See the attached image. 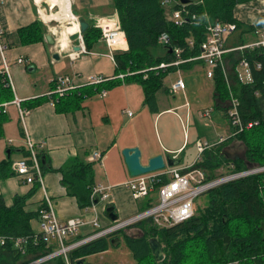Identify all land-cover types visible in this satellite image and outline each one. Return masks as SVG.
<instances>
[{
  "label": "trees",
  "instance_id": "trees-1",
  "mask_svg": "<svg viewBox=\"0 0 264 264\" xmlns=\"http://www.w3.org/2000/svg\"><path fill=\"white\" fill-rule=\"evenodd\" d=\"M176 1V8H184L181 0ZM193 4L185 6L189 13L182 27H177L166 20V10L163 0H112V12L120 17L122 29L126 35V48L116 56V74L127 71L136 72L128 75L125 81L117 78H107L100 85L85 84L70 90L62 96L55 93L45 97L26 101L29 109H34L51 99L59 113H70L80 110L84 101L103 89L111 90L123 83L137 82L145 93V105L151 112L159 113L157 94L166 91L164 80L179 67L154 70L165 62L175 59L170 53L171 46H165L160 39L168 34L173 46L184 48L183 58L188 59L200 54V46L206 37L207 21L237 25V32L244 35L240 46L246 43L245 35L250 28L237 21L235 8L253 0H191ZM196 17L193 20V17ZM47 27L40 21L21 29L19 36L23 44H34L44 41ZM87 49L102 38V32L90 25L83 34ZM188 40L194 46L188 45ZM263 50H245L244 54L231 53L227 58L233 63L232 72L227 74L229 84L221 68L215 72L214 100L217 109L227 112V102L231 94L240 102L239 113L243 125L258 122L249 129L228 138L226 143L207 151L202 162L197 167L204 170L209 181L221 179L235 174L244 173L249 166L264 168V68L256 69L255 62L263 61ZM241 57L251 65L254 81L243 84L239 81L236 67ZM192 66V65H191ZM145 71L147 78H144ZM2 76V78H1ZM0 76V138L4 124L8 121L5 103L14 100L13 90ZM52 92V90L50 91ZM242 142L245 147V158L231 160L224 156L223 150L228 142ZM26 155H30L27 150ZM44 174L54 171L49 166L50 158L39 153ZM96 163H84L78 160L67 162L60 170L62 184L69 196L75 197L80 208L86 209L95 204L92 199L94 183V167ZM9 159L0 161V180L15 176ZM232 170L231 175L218 176L220 168ZM233 168V169H232ZM38 181H36V186ZM40 185V184H39ZM26 196H16L13 205L8 207L0 196V238L5 241L0 244V264H31L54 252L56 247H47L42 242L33 241L25 255L16 248V239L35 236L31 222L39 212L26 210L27 201L33 196L37 187ZM207 207L196 213L190 220L170 228H158L151 219L134 226L141 229V237H125V244L138 264H264V171L254 175L225 183L209 191ZM148 204V208L150 207ZM41 223V222H40ZM37 235V234H36ZM116 235V234H115ZM96 239L68 253L72 264L79 259L106 252L112 245L113 237ZM158 239L163 245L165 259L158 263L154 258L149 241ZM26 259V260H24ZM21 262V263H20ZM66 264L61 255L45 264Z\"/></svg>",
  "mask_w": 264,
  "mask_h": 264
},
{
  "label": "crops",
  "instance_id": "crops-1",
  "mask_svg": "<svg viewBox=\"0 0 264 264\" xmlns=\"http://www.w3.org/2000/svg\"><path fill=\"white\" fill-rule=\"evenodd\" d=\"M52 1L0 0V76L3 74V81L7 82L4 62L6 61L14 85V87L11 86V89L15 96L14 100L5 103L8 121L4 124L0 138V161L9 159L12 164L25 157L30 139L39 153H44L50 158L49 166L54 169V171L44 174V189L38 183V186L35 185L36 183L33 185L24 184L16 176L0 180V196L10 207L16 196H26L36 186V191L26 203L28 212L38 214L39 210L47 204L45 194L47 193L55 204L56 215L60 221L65 222L83 217L86 220V225L65 242L67 246H71L148 209L149 203L143 200H134L124 185L132 178L123 156L124 149L139 148L143 165H147L153 157L162 155L164 158L171 156L179 161L177 167L180 168L192 165L198 158V152L196 157L187 159L186 152L190 147V139H187V136L183 142H168V144H165L160 138L155 143L143 136V132L137 128L140 124L137 115L140 112L145 114V112L151 111L145 105L143 87L137 82H125L118 85L108 90L106 97H101L98 93L86 99L82 108L75 112H57L54 102L48 98L32 110L27 105L23 106L26 101L45 97L49 91H53L56 88L55 79L59 76L71 77L75 86L79 87L87 84V79L92 76L107 79L117 75V66L107 57L106 46L100 39L92 44L91 49H87L84 42L86 50L84 53L82 49L81 51L76 50L77 47H81L79 41L81 28L78 34L74 33L68 36V47L65 50L62 49L61 43L56 38L58 28L62 27L55 23L61 24L67 19L60 7L64 2L70 3L72 15L76 17L79 27V21L85 19L95 29L99 18L111 13L117 14L112 12L111 4L108 5L105 0H80V2L79 0H60L61 3L52 6ZM43 3L48 6V11L44 9ZM109 10L111 13H108ZM46 15L49 16L48 20L45 19ZM234 16L237 21L251 30L245 35V40L249 41L247 43H255L262 39L264 36V0H253L237 6ZM37 20H40L48 29L45 40L34 44H23L19 36L20 30L32 25ZM236 33H239V38ZM236 33L228 39L229 48L241 47L244 35L242 31ZM47 35H51L53 44L49 43ZM252 36H256V39L249 40ZM1 46L4 47L3 50H1ZM123 51L117 50L116 55ZM56 53L59 55V59L54 58ZM20 59H23L25 63L20 64ZM185 64L184 68H180L177 70L178 72L170 73L168 77L174 73L180 74V70H185L183 72L186 73L198 68L204 71L206 78L214 84V80L207 77V67L203 62L193 61ZM229 65L227 70L232 71L233 63L230 62ZM168 77L164 80L166 91L157 94L159 113H152L157 116V119L159 118V121L165 114H173L178 120V116H180L184 130H188L191 127H189V123L191 125L195 110L189 102L175 108L176 110L172 109L165 94H172L170 89L177 79L169 84L166 82ZM180 77L182 76L180 75L178 79ZM186 91L187 83L186 90L180 93L185 94ZM172 95L176 96L177 94ZM17 98L23 102L21 108L14 104ZM212 108L216 113L214 124L209 126L213 131L208 135H212V137L198 139L208 141L214 145L215 149L223 145H217L218 138L220 136L228 137L231 128L226 119H223L219 114L223 112L222 109H217L216 106ZM205 109H197L196 112L199 113ZM21 110L29 113L24 119L21 118ZM127 111H132L134 114L131 112L132 116H129ZM197 141L195 140V149ZM234 143L228 142L226 145L230 148ZM96 151L102 153L104 159L102 164H95L94 183L96 186L110 187L111 198L107 203L99 202L92 207L82 209L77 199L68 195L62 184L63 176L59 170L67 162L75 159L90 163L91 155ZM108 206L114 207L119 218L118 222H113L107 217L106 208ZM94 219L98 220L99 226L93 225ZM31 226L35 235L41 231L38 216L32 220ZM135 229L142 233L138 227L118 233L115 235L116 237H113L112 247L118 245L115 241L119 240L120 236L125 239L126 236L141 237L143 235L142 233L132 236L131 232ZM109 237L111 238V236ZM53 246L56 247V251L59 250V245L56 242L50 247Z\"/></svg>",
  "mask_w": 264,
  "mask_h": 264
},
{
  "label": "built area",
  "instance_id": "built-area-1",
  "mask_svg": "<svg viewBox=\"0 0 264 264\" xmlns=\"http://www.w3.org/2000/svg\"><path fill=\"white\" fill-rule=\"evenodd\" d=\"M167 2L169 0H166ZM174 20L177 25H182L183 20L179 12L174 14ZM99 29L102 30L103 38L111 51V60L116 65V60L114 59L113 53L117 50H124L126 48L125 37L121 29V24L117 16H110L105 21L100 24ZM236 26L234 24H223L221 22H208L206 26V37L204 42L200 46V54L196 57H191L188 59L183 58L184 48L180 46H173L171 44V39L168 34H164L162 41L163 45H169L173 48V55L175 59L171 62H165L162 69H168L170 67H179L182 64L201 61L207 67V77L211 80L215 79V72L218 68H221L227 83L229 80L227 74L230 73L227 70L225 62L227 60V54L234 53L235 50L244 48L246 50H254L260 48L264 52V36L262 39L255 43H246L244 46L238 48H229L228 39L234 34ZM119 35L123 37L122 41L116 43ZM188 45L190 47L194 46V42L188 40ZM4 47L1 46V50ZM83 51H85L83 47ZM5 62V72L7 74L8 84L14 87L9 68ZM19 62H22L19 60ZM117 66V65H116ZM255 68L260 70L264 68V54L263 61H256ZM236 72L238 79L243 84H252L254 81L252 69L250 63L245 59H240L236 67ZM147 78V73L142 72ZM136 75V72L127 71L126 73H120L117 78L121 81H125L126 77ZM106 81L103 77H89L87 83L100 85ZM55 89L46 95L55 93L56 96L65 95L76 86L74 81L69 76H59L55 79ZM186 90V83L182 77L177 79L175 83L171 86V93L178 94ZM108 90H102L100 92L101 97H106ZM21 100L16 99L14 104L20 105ZM129 116H132L131 112H126ZM213 108H208L199 112V115L208 123H214L213 120ZM27 111L21 110V118L24 119L27 116ZM227 117L230 125V134L228 137L220 136L217 145L223 144L228 138H232L238 130L242 131L244 126L241 121L239 113V100L231 94L229 101L227 102ZM252 124H249L251 127ZM28 151L30 155L15 161L11 165L13 174L18 177L24 184L33 185L37 183L44 189L43 172L41 167V159L39 157V152L37 151L33 142L28 140ZM214 145L205 140H198L196 142V149L198 152V158L196 161L184 168L180 167H169L166 165L164 169L147 173L138 177H132L127 182L124 183L125 187L130 191L132 197L136 201H140L151 194L156 193L157 200L155 203L142 211L141 213L135 215L134 217L124 220L121 224L122 228L127 229L128 227H134L145 220L151 219L158 228H170L175 225L184 223L194 217V206L197 197L205 192L206 190L212 188L215 184L206 182V177L203 171L197 167L198 163L202 162L203 155L213 148ZM104 155L98 151L91 155V162L102 164ZM252 173V172H251ZM157 186H159L157 188ZM47 204L44 208L39 210V215H42V230L37 233V236H44L47 241L49 238H56L60 242L62 249H66V240L77 234L80 228L86 225V220L83 217H78L75 219H70L66 223H61L55 216L54 213V202L50 199L47 193ZM111 198L110 187H105L102 185L95 186L93 190L92 199H99V202L107 203ZM94 226H99L98 220H93ZM112 231V229H107L101 233H96L94 235L88 236L85 239L79 241L80 244L90 243L91 241L98 239L102 235H106ZM4 243V239L0 240ZM22 240H18L17 244L20 245ZM66 246V247H65ZM24 252V251H23Z\"/></svg>",
  "mask_w": 264,
  "mask_h": 264
},
{
  "label": "rangeland",
  "instance_id": "rangeland-1",
  "mask_svg": "<svg viewBox=\"0 0 264 264\" xmlns=\"http://www.w3.org/2000/svg\"><path fill=\"white\" fill-rule=\"evenodd\" d=\"M105 1L108 5L112 4V0H105ZM53 2H57V0H53L52 3ZM43 6H44V9H46L47 11L49 10L46 4L43 3ZM110 11L111 10H109L108 13H111ZM167 17L170 18V15H167ZM55 24L62 27V28H58V26H55L56 28H58L56 38L60 42V39H61L60 35H62L64 30L67 28L68 24L66 22H62L61 24L60 23H55ZM236 35H238L237 38H239L240 36L239 33H236ZM254 39H256V36H252L249 40H254ZM247 42L249 41H246L244 43H247ZM106 49H107V54H108L110 51L107 46H106ZM245 50L246 49L244 48H240V49L235 50L234 52L244 54ZM242 58L243 57H241V59ZM230 62L231 61L227 59L225 62V65L229 67ZM183 71L185 70H180V74L174 73L172 76L170 75L168 79L166 80V82L171 84L176 79H178V77L181 75L183 79L185 80V82L187 83L186 93L185 94L179 93L176 96H173L172 94L170 95L165 94V96L169 99L172 109L178 108L181 105H184L186 102H189L192 105L195 112L193 113V116L191 119V125L189 123V127L191 126L190 129L188 128V130H184L181 124L180 116H178L180 120L179 121L175 115L165 114L163 118L159 121V118L157 119V116L153 114L152 112H145V114L143 112L138 113L137 117L140 120V124H138L137 128L143 132L144 137H146L148 140L154 141L155 143H157L158 138H160L165 144H168V142H171V143L183 142L187 136V139L188 138L190 139V147L188 148L186 155H187V159L190 160L192 157H196L197 151L194 146L195 140L212 137V135L210 136L208 135L209 133H211V131H213L212 127H209V126L213 125L214 123L206 122L204 119L200 117L199 113L196 112V110L212 108L215 106V100H214V88L215 87H214L213 82L206 78L204 71H202L201 69L196 68L186 73ZM175 72H178V71H175ZM228 72H232V71L228 70ZM180 113L183 114L181 111ZM219 114L222 115V118L226 119V122H228L229 124L227 114L225 112H222ZM215 116H216V113L213 114V120ZM224 124L226 125L225 121H224ZM227 145L225 144L224 146H227ZM223 154L226 158L231 159V160L244 159L245 158L244 144L240 141L239 142L235 141L232 147L230 148L228 146L225 147V149L223 150ZM205 155L203 156V158L205 157ZM249 168H250L249 170L244 172V177L254 174L255 171L257 173V170H255L256 167L249 166ZM216 174L218 176L231 175L232 170L228 169L227 167H223V168H220ZM208 203H209V194L201 195L200 197H198L195 201V206H194L195 213L202 212L207 207ZM131 233H132L131 234L132 236H137V235L142 234V233L137 232L136 229ZM54 242L55 241H52V243ZM115 242L118 245L115 247H112L111 245L106 252L86 257L85 260L87 261V263H90V264L91 263L92 264H138L132 257L131 252L129 251V249L127 248L125 244V239L122 236H120V239L116 240Z\"/></svg>",
  "mask_w": 264,
  "mask_h": 264
},
{
  "label": "bare ground",
  "instance_id": "bare-ground-1",
  "mask_svg": "<svg viewBox=\"0 0 264 264\" xmlns=\"http://www.w3.org/2000/svg\"><path fill=\"white\" fill-rule=\"evenodd\" d=\"M56 3H61V1L60 0H57V2H51V4H52V6H54V5H56ZM176 1L175 0H169L168 2L166 1V0H163V6H164V8H165V10H166V20L169 22V23H171V24H174L175 26H177V27H182L187 21H190V19L188 18V12L184 9L185 8V6H187V5H183V4H181V5H183V7L184 8H182V9H178V8H176ZM59 7V6H58ZM60 7H62V9H63V11H64V14L63 15H66L67 16V19H66V23H68V26H67V28L64 30V32L62 33V35L60 36V43H61V46H62V49L63 50H65V49H67V47H68V36L69 35H71V34H78L79 32H80V28H79V25H78V23H77V19H76V17L74 16V15H72V12H71V9H70V3L68 2V1H66V2H64L63 4H61V6ZM176 12H179L180 13V16H181V20H183V24L182 25H177L176 24V22H175V20H174V14L176 13ZM44 13H46V12H44ZM167 15H170V18H168L167 17ZM51 16H53V15H51ZM50 16V17H51ZM110 16H117L118 18H119V21H120V17H119V15L118 14H110V15H107V16H103V17H101V18H99L98 20H97V24H96V27H97V29L98 30H100L101 32H102V30L101 29H99V27H100V24L103 22V21H105L108 17H110ZM47 18H49V16L48 15H46V17H45V19H47ZM193 20H195L196 19V17L194 16L193 18H192ZM48 20V19H47ZM85 20V19H84ZM208 22H211V21H207V23ZM120 24H121V21H120ZM224 24V23H223ZM235 25V24H234ZM207 26V25H206ZM236 26V30H235V32L234 33H236L237 32V25H235ZM89 27H90V24H89ZM121 29H122V25H121ZM122 32H123V34H124V37H125V42L127 41V39H126V35H125V33H124V31H123V29H122ZM233 35V34H232ZM0 36H1V34H0ZM163 36H164V34L161 36V39H160V41H161V43H163V41H162V38H163ZM170 37V36H169ZM101 40L106 44V46L108 47V49H109V51H110V48H109V46L107 45V43H106V41L104 40V38H103V33H102V38H101ZM123 40V37L121 36V35H119V37H118V39L116 40V43H118L119 41H122ZM79 41L81 42V47H79L80 48V50L79 51H81V49L83 50V47H84V49H85V46H84V39H83V36H82V34L80 33V35H79ZM171 43H172V41H171ZM165 46H169V45H165ZM170 50H172V53H173V48L171 47V49ZM84 53L86 52V50L85 51H83ZM75 55H79V54H75ZM111 51L108 53V55H107V57L111 60ZM116 51L113 53V56L112 57H114V59L116 60ZM22 62H19L20 64H23V63H25V61L23 60V59H20ZM112 61V60H111ZM117 63V62H116ZM163 65H165V63H163V64H161L159 67H156V68H153L154 70H160V69H162L163 68ZM7 75V74H6ZM6 80H7V76H6ZM7 82H8V80H7ZM9 87L11 88V85H9ZM234 96V95H233ZM23 104V102L21 101L20 102V105H19V107L21 108V105ZM239 107H240V102H239ZM28 112V111H27ZM240 112V111H239ZM29 114V113H28ZM27 114V115H28ZM241 117V116H240ZM241 121H242V119H241ZM243 123V122H242ZM252 124V126L251 127H253L254 125H258V122H256V123H251ZM244 126V128H243V130L242 131H244L245 129H249V128H251V127H249V125H243ZM242 131H240L239 130V132H242ZM236 135V134H235ZM234 135V136H235ZM255 170H257V173H259V172H263L264 171V168H256ZM203 171V173H204V175H205V177H206V182H207V184H209V183H212V184H215L212 188H210V189H208V190H206L205 192H203V193H201L198 197H200L201 195H205V194H207L209 191H211V190H213V189H215V188H217V187H219L220 185H223V184H225V183H228V182H231V181H234V180H237V179H240V178H243L244 177V173H240V174H235V175H231V176H228V177H224V178H221V179H217V180H212V181H209V179H208V177H207V174H206V172L204 171V170H202ZM256 173V171H255V173L254 174H257ZM254 174H252V175H254ZM243 176V177H242ZM159 186H157V188H158ZM197 197V198H198ZM143 201H145L146 203H150V205L152 206L154 203H155V201L157 200V195H156V193H154V194H151V195H149L148 197H146V198H144V199H142ZM150 206V207H151ZM194 212H195V210H194ZM54 213H55V216H56V218H57V215H56V211H55V206H54ZM196 214V213H195ZM58 219V218H57ZM59 220V219H58ZM118 220H119V218H118ZM118 220H116V221H113V222H118ZM60 221V220H59ZM40 222H41V230H42V223H43V221H42V215H40ZM61 223H66L67 221H65V222H62V221H60ZM124 221H122V222H119V223H117L116 225H114V226H112L111 227V229H112V231H110L109 233H107L106 235H102V236H100L98 239H100V238H107V237H109V236H113V235H115V234H118V233H122V232H125L126 230H128V229H130V228H132V227H128L127 229H125V228H122L121 227V224L123 223ZM33 238H34V240L36 241V242H39L40 240L42 241V242H44L46 245H47V247H50L53 243H52V241H55V242H57V244L59 245V250H57L56 252H54V253H52V254H50V255H48V256H46V257H44V258H42V259H40V260H38V261H36V262H34V263H31V264H45V263H47V262H49L50 260H52V259H54V258H56V257H58V256H63L64 258H65V261H66V264H72L71 262H70V260H69V258H68V253L70 252V251H73V250H75V249H77V248H79V247H81V246H83V245H86V244H88V243H84V244H80V242H77V243H74L73 245H71V246H65L66 247V249H68V248H70V249H68V250H64V249H62V246H61V244H60V242L58 241V239H56V238H49L47 241L44 239V236H37V235H35L34 237L33 236H29V237H24V238H18V239H16V241H15V243H16V248L17 249H19V250H21V252H22V254L23 255H25L26 254V252H27V248H28V246L30 245V242H32L33 241ZM1 239H3L2 237L0 238V240ZM18 240H22V243L20 244V245H18L17 244V241ZM96 240V239H95ZM94 241V240H93ZM159 241V240H158ZM92 242V241H91ZM113 242H114V240L112 241V244H113ZM5 243V242H4ZM4 243H1V241H0V244L1 245H4ZM164 250V249H163ZM24 251V252H23ZM152 251V250H151ZM153 254V253H152ZM154 256V255H153ZM165 256V255H164ZM154 258H155V256H154ZM156 259V258H155ZM165 259V258H164ZM157 261V260H156ZM163 261V260H162ZM161 261V262H162ZM85 262H86V260H85ZM158 262V261H157ZM158 263H160V262H158Z\"/></svg>",
  "mask_w": 264,
  "mask_h": 264
},
{
  "label": "water",
  "instance_id": "water-1",
  "mask_svg": "<svg viewBox=\"0 0 264 264\" xmlns=\"http://www.w3.org/2000/svg\"><path fill=\"white\" fill-rule=\"evenodd\" d=\"M180 3L183 5H190V4H193V1L181 0ZM79 24L81 28V34L83 35L88 30L89 23L86 20L81 19L79 21ZM47 40L49 41V43L53 44V38L51 37V35H47ZM76 50L79 51L80 48L77 47ZM170 53H172V50H170ZM54 58L59 59V55L56 53L54 55ZM123 156L125 158V163L127 165L128 172L132 177H138V176H141L147 173L162 170L166 166L165 165L166 163L169 167H175L179 165V161L172 158L171 156L164 158L162 155L153 157L152 159L148 161L147 165H143L141 162V151L139 150V148L124 149ZM98 203H99V199H96L95 204H98ZM106 215L112 221L118 220V216L116 215L113 206H108L106 208ZM149 244H150L152 253L155 256L156 260L158 262H161L162 260H164L165 256H164L163 245L158 241V239H151L149 241ZM76 264H90V263H86L85 259H79L76 262Z\"/></svg>",
  "mask_w": 264,
  "mask_h": 264
}]
</instances>
